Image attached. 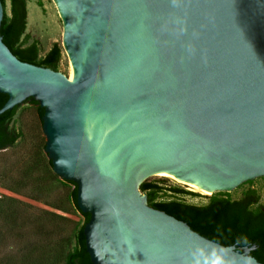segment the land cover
I'll return each instance as SVG.
<instances>
[{
	"label": "water",
	"instance_id": "water-1",
	"mask_svg": "<svg viewBox=\"0 0 264 264\" xmlns=\"http://www.w3.org/2000/svg\"><path fill=\"white\" fill-rule=\"evenodd\" d=\"M54 1L70 79L0 36V119L36 101L51 170L87 218V262L191 264L200 246L262 264V244L207 239L139 189L161 179L213 201L264 181V0Z\"/></svg>",
	"mask_w": 264,
	"mask_h": 264
},
{
	"label": "rangeland",
	"instance_id": "rangeland-1",
	"mask_svg": "<svg viewBox=\"0 0 264 264\" xmlns=\"http://www.w3.org/2000/svg\"><path fill=\"white\" fill-rule=\"evenodd\" d=\"M4 11L9 14L8 0ZM25 11L28 41H37L38 55L55 42L60 50L56 69L68 77L71 63L61 46V19L54 0H25ZM36 107L30 100L17 105L9 125L20 135L0 149V264H60L83 220L68 197L72 184L47 162ZM153 182L162 187L156 200L179 199L195 205L208 201L195 194L171 193L167 188L173 184L161 179ZM248 188L257 196L249 205L254 209L264 202V181Z\"/></svg>",
	"mask_w": 264,
	"mask_h": 264
},
{
	"label": "trees",
	"instance_id": "trees-1",
	"mask_svg": "<svg viewBox=\"0 0 264 264\" xmlns=\"http://www.w3.org/2000/svg\"><path fill=\"white\" fill-rule=\"evenodd\" d=\"M0 1L3 7L2 16L4 20L0 36L1 41L9 51L20 61L56 70L60 55L57 44L52 42L42 55H38L37 41L35 39L28 41L29 35L24 32L27 13L25 0H8V15L4 11V0ZM27 100L36 103L32 98ZM4 101L5 99L0 98V106ZM16 108L17 105H14L12 110L0 119V149L11 145L20 135L13 126L9 125ZM47 162L49 164L48 160ZM161 189L162 187L157 183L151 182L139 190L144 192L149 206L185 222L190 229L207 239L221 245H232L236 240L239 246L262 244L264 248V202L254 209L249 208V205L257 199L254 189L247 188L237 199L208 200L201 205L186 203L179 199L156 200L157 193ZM167 190L171 193L193 194L175 185L168 186ZM68 197L73 208L81 214L83 220L82 224L75 230L73 247L63 254V260L60 264H89L84 255L82 235V226L87 218L75 207L73 184ZM257 261L264 264V249Z\"/></svg>",
	"mask_w": 264,
	"mask_h": 264
},
{
	"label": "clouds",
	"instance_id": "clouds-1",
	"mask_svg": "<svg viewBox=\"0 0 264 264\" xmlns=\"http://www.w3.org/2000/svg\"><path fill=\"white\" fill-rule=\"evenodd\" d=\"M191 264H232V261L227 258L222 248L212 247L210 251H206L203 247L197 246L192 251ZM247 264H253L251 259Z\"/></svg>",
	"mask_w": 264,
	"mask_h": 264
},
{
	"label": "bare ground",
	"instance_id": "bare-ground-1",
	"mask_svg": "<svg viewBox=\"0 0 264 264\" xmlns=\"http://www.w3.org/2000/svg\"><path fill=\"white\" fill-rule=\"evenodd\" d=\"M55 2V1H54ZM56 4V3H55ZM70 74H71V66H70V68H69V73H68V80L70 79Z\"/></svg>",
	"mask_w": 264,
	"mask_h": 264
}]
</instances>
